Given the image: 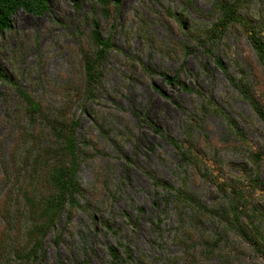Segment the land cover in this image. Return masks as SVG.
Instances as JSON below:
<instances>
[{
    "label": "rangeland",
    "instance_id": "374dc122",
    "mask_svg": "<svg viewBox=\"0 0 264 264\" xmlns=\"http://www.w3.org/2000/svg\"><path fill=\"white\" fill-rule=\"evenodd\" d=\"M189 1L193 10L181 0H123L114 28L102 21V36L111 35L114 49L103 65L97 99L87 105L89 117L81 118L79 130L80 135L97 143L100 153L81 165L78 178L86 191L91 214L110 221L118 235L105 233L99 225L94 228L89 212L78 210L70 223L64 213L55 231L49 232L42 243L41 264H122L111 260L108 245L116 246L120 254L128 248L133 262L143 257L148 264H183L186 253L180 241L199 247L203 237L209 239L215 231L219 232V226L209 220L197 227L193 239L187 240L181 234L176 237L179 220L173 197L163 189H155L150 177L174 187L179 185L181 161L165 136L185 138L184 130L200 109L202 96L211 97L234 120L246 140L240 141L221 117L209 113L202 124L204 131L195 130L193 134L205 148L203 162L210 174L227 183L239 177L237 165H250L252 152L264 157V125L226 77L239 76L234 60L250 73L246 58L254 57L246 39L227 36L213 46L212 51L226 66L224 73L205 52L209 45H197L195 33L191 38L187 30L162 12L168 8L194 30L209 26L215 19L213 0ZM259 9L264 12V0H253L251 13L256 14ZM87 11L84 0L78 13L68 0H50V11L43 16L17 11L12 31L0 38V67L43 104L58 102V88L70 80L72 65L77 61V42L88 31L82 23ZM158 72L176 76L192 92L175 83L168 85ZM250 83L253 85L252 79ZM18 101L13 87L0 80V205L18 191L14 181L19 165L12 162L11 155L20 138L19 124L25 125L26 121L21 117ZM94 118L105 121L104 129L111 130L108 132L112 140L116 131L125 132L127 124L131 135L117 139V146L104 141L93 125ZM150 124L159 128L162 135L155 133ZM28 145L20 148L22 154ZM20 151L14 156L19 163ZM203 172L187 169L188 186L209 206L220 201L221 196L203 178ZM259 174L264 182V167ZM189 223L185 228L190 229ZM1 229L8 232V237H0V246L3 244L8 252L16 231L9 222L3 223L0 213ZM240 254L238 264H263L245 246ZM219 261L217 257L210 264Z\"/></svg>",
    "mask_w": 264,
    "mask_h": 264
},
{
    "label": "trees",
    "instance_id": "16d2710c",
    "mask_svg": "<svg viewBox=\"0 0 264 264\" xmlns=\"http://www.w3.org/2000/svg\"><path fill=\"white\" fill-rule=\"evenodd\" d=\"M68 1L78 13L83 0ZM84 1L88 5V11L82 15V23L88 26V31L83 33L82 39L77 42V61L72 65L70 80L58 88V102L43 104L25 91L19 83L14 82L0 67V80L13 87L19 98L18 109L21 111V117L26 119L25 125L19 124L20 138L11 155L12 162L19 165L14 181L18 188L17 195L0 205L3 223L6 225L9 222L10 226L14 227L16 237L10 242L8 252H5L1 244L0 264H41L44 258L40 252L42 243L49 232L55 231L64 213L70 223L78 210L89 212L94 228L99 225L105 233L118 235L110 221L98 219L89 211L86 191L79 182L78 173L86 160L100 153L97 143L80 135L79 130L81 118L89 117L87 105L97 99L103 65L114 49L111 35L102 36V21L106 25L111 24L110 28L113 29L115 16L123 0ZM181 1L193 10L189 0ZM252 2L253 0H213L212 14L215 19L209 26L200 30L187 26L180 15L174 14L168 8H163L162 12L175 20L182 29L187 30L191 38L195 33L193 38L197 45L203 48L209 45L205 52L213 57L216 67L224 73L226 66L212 51L213 46L227 36L237 40L245 37L254 57L246 58L250 73L243 69V64L234 60L233 66L239 76L226 77L240 98L248 104L251 113L264 125V12L259 9L256 14H252ZM19 10L32 16H43L50 11V0H0V38L5 32L12 31L13 18ZM158 75L168 85L175 83L182 90L192 92L176 76L165 72H158ZM250 79L253 80V85ZM153 89L165 96L158 86L153 85ZM195 93L202 96L200 92ZM202 98L200 109L192 116L184 130L185 138L178 140L165 136L181 161L182 174L179 185L174 187L149 176L155 189H163L173 197L179 220L175 229L176 237L181 234L187 240L191 237L193 239L197 227L202 224L204 226L209 220H213L220 228L211 238L203 237L199 247L180 241L186 253V261L183 264H210V261L217 257L220 259L218 264H238L244 246L264 264V182L259 174L261 167H264V157L259 152H252L250 165H237L235 169L239 177L227 183L210 174L203 162L205 148L193 134L195 130L204 131L202 124L209 113L221 117L240 141L246 140L234 120L211 97ZM92 121L101 139L111 141L116 146L117 139L127 137L125 134L131 135L127 124L124 126L125 132L116 131L117 136L112 140L108 132L111 130L104 129L105 121L98 122L95 118ZM150 125L155 133L162 135L159 128L154 124ZM26 143L29 145L22 154L20 148ZM18 151L21 152L20 163L18 159H14L15 154H19ZM187 169L200 172L204 170L201 175L217 189L221 196L220 201L208 206L198 194L191 191ZM81 199L84 201H80ZM11 206L16 213L13 214ZM186 222H190V229L185 228ZM197 232L199 233V230ZM7 234L5 229H1V238H7ZM107 250L114 263L148 264L143 257L136 258L133 262L128 248H124L121 254L113 245H108ZM189 250L192 252L189 253ZM5 253L11 254L12 258ZM74 264L86 263L75 261Z\"/></svg>",
    "mask_w": 264,
    "mask_h": 264
}]
</instances>
